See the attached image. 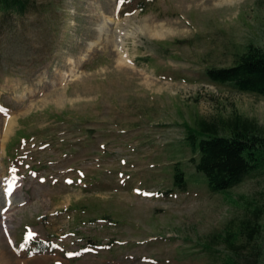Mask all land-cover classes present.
<instances>
[{
  "label": "rangeland",
  "instance_id": "374dc122",
  "mask_svg": "<svg viewBox=\"0 0 264 264\" xmlns=\"http://www.w3.org/2000/svg\"><path fill=\"white\" fill-rule=\"evenodd\" d=\"M144 3L0 15V264H220L212 236L264 209V169L211 192L184 140L201 120L264 128L263 96L204 75L264 48V0Z\"/></svg>",
  "mask_w": 264,
  "mask_h": 264
},
{
  "label": "trees",
  "instance_id": "16d2710c",
  "mask_svg": "<svg viewBox=\"0 0 264 264\" xmlns=\"http://www.w3.org/2000/svg\"><path fill=\"white\" fill-rule=\"evenodd\" d=\"M32 0H0V15L19 17L30 9ZM153 1V0H148ZM127 5L144 11V0H124ZM205 77L215 84H226L237 91L264 97V48L248 43L235 55L228 67H207ZM223 129L226 134L219 133ZM15 132L12 143L21 139ZM186 144L198 156L194 167L205 177L209 191L223 192L241 183L246 177L264 169V128L255 121L235 115L219 122L201 120L196 127L186 125ZM173 182L184 188L183 171L174 165ZM255 218H242L237 230L214 234L225 243L226 254L220 264H264V209L254 210ZM244 241L238 243L239 237ZM37 251L47 249L41 240L34 243Z\"/></svg>",
  "mask_w": 264,
  "mask_h": 264
},
{
  "label": "snow or ice",
  "instance_id": "6c2138e0",
  "mask_svg": "<svg viewBox=\"0 0 264 264\" xmlns=\"http://www.w3.org/2000/svg\"><path fill=\"white\" fill-rule=\"evenodd\" d=\"M11 171L15 174L17 172V169L16 168H12ZM33 175H35L33 173ZM16 177L14 176V181H15ZM69 183H71V181H68ZM7 193L11 194L13 192V187H12V184L10 183L8 188L6 189ZM147 195V194H146ZM35 237V233H32V232H29L28 234V238L29 239H32ZM63 239V238H62ZM21 247H23V245H21ZM52 247H59L58 245H52ZM77 253H68L69 256L71 255H76Z\"/></svg>",
  "mask_w": 264,
  "mask_h": 264
},
{
  "label": "bare ground",
  "instance_id": "6f19581e",
  "mask_svg": "<svg viewBox=\"0 0 264 264\" xmlns=\"http://www.w3.org/2000/svg\"><path fill=\"white\" fill-rule=\"evenodd\" d=\"M18 264H19V262H18ZM21 264V263H20Z\"/></svg>",
  "mask_w": 264,
  "mask_h": 264
}]
</instances>
